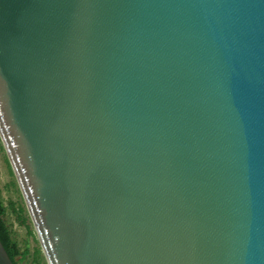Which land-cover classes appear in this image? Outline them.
I'll list each match as a JSON object with an SVG mask.
<instances>
[{"label": "water", "instance_id": "obj_1", "mask_svg": "<svg viewBox=\"0 0 264 264\" xmlns=\"http://www.w3.org/2000/svg\"><path fill=\"white\" fill-rule=\"evenodd\" d=\"M0 140L47 264H264V0H0Z\"/></svg>", "mask_w": 264, "mask_h": 264}, {"label": "rangeland", "instance_id": "obj_2", "mask_svg": "<svg viewBox=\"0 0 264 264\" xmlns=\"http://www.w3.org/2000/svg\"><path fill=\"white\" fill-rule=\"evenodd\" d=\"M0 197L4 201V205L7 208L5 220L12 231V237L17 241L19 247L24 250L29 248L30 255L27 260L21 264H35L34 261V250L40 249L41 260L46 263V259L41 249L40 242L37 237L34 225L31 221L29 212L25 205L23 196L21 194L20 188L16 181L15 176L11 170V167L8 162L7 154L3 148L2 141L0 140ZM16 203L18 206H23L24 208V217L28 219L27 225L32 229V235L28 233L26 228L27 225H23L19 220V216L10 209V202ZM47 264V263H46Z\"/></svg>", "mask_w": 264, "mask_h": 264}, {"label": "trees", "instance_id": "obj_3", "mask_svg": "<svg viewBox=\"0 0 264 264\" xmlns=\"http://www.w3.org/2000/svg\"><path fill=\"white\" fill-rule=\"evenodd\" d=\"M10 209L14 211L18 216L19 220L22 222L23 225H27L28 219L24 217V208L23 206H18L14 202H10ZM7 208L4 205V201L0 197V240L3 243L9 257L11 258L14 264H21L27 260L28 256L30 255L29 248L22 250L17 241H15L12 237V231L8 227L5 216H6ZM28 233L32 235V229L29 225L26 226ZM41 250L35 249L34 250V261L35 264H46L41 260L40 257Z\"/></svg>", "mask_w": 264, "mask_h": 264}]
</instances>
